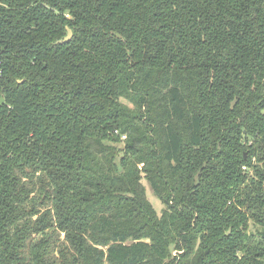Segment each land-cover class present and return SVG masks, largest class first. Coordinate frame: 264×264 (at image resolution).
I'll list each match as a JSON object with an SVG mask.
<instances>
[{"label": "trees", "instance_id": "trees-1", "mask_svg": "<svg viewBox=\"0 0 264 264\" xmlns=\"http://www.w3.org/2000/svg\"><path fill=\"white\" fill-rule=\"evenodd\" d=\"M0 264H264V0H0Z\"/></svg>", "mask_w": 264, "mask_h": 264}, {"label": "rangeland", "instance_id": "rangeland-1", "mask_svg": "<svg viewBox=\"0 0 264 264\" xmlns=\"http://www.w3.org/2000/svg\"><path fill=\"white\" fill-rule=\"evenodd\" d=\"M144 185H145L146 197H147L148 201L150 202L152 207L155 209V211L157 213H159L162 210V205H161L160 201L152 194V192L149 190L148 186H146L145 183H144Z\"/></svg>", "mask_w": 264, "mask_h": 264}, {"label": "water", "instance_id": "water-1", "mask_svg": "<svg viewBox=\"0 0 264 264\" xmlns=\"http://www.w3.org/2000/svg\"><path fill=\"white\" fill-rule=\"evenodd\" d=\"M71 39V32L70 30L67 31V35L64 37V39L57 42V44H63L68 42Z\"/></svg>", "mask_w": 264, "mask_h": 264}, {"label": "built area", "instance_id": "built-area-1", "mask_svg": "<svg viewBox=\"0 0 264 264\" xmlns=\"http://www.w3.org/2000/svg\"><path fill=\"white\" fill-rule=\"evenodd\" d=\"M175 254V253H174Z\"/></svg>", "mask_w": 264, "mask_h": 264}]
</instances>
